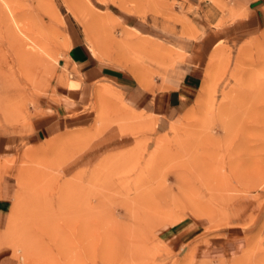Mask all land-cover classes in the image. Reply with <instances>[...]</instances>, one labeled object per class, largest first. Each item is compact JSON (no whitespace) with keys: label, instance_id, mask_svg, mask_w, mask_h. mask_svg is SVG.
Segmentation results:
<instances>
[{"label":"rangeland","instance_id":"1","mask_svg":"<svg viewBox=\"0 0 264 264\" xmlns=\"http://www.w3.org/2000/svg\"><path fill=\"white\" fill-rule=\"evenodd\" d=\"M250 1L0 0V264H264V30ZM80 45L150 91L196 65L204 92L163 117L101 82L60 99L57 84H80ZM177 226L187 238L170 242Z\"/></svg>","mask_w":264,"mask_h":264},{"label":"crops","instance_id":"2","mask_svg":"<svg viewBox=\"0 0 264 264\" xmlns=\"http://www.w3.org/2000/svg\"><path fill=\"white\" fill-rule=\"evenodd\" d=\"M250 3L255 7V27L264 30V0H251ZM90 50V46L88 45ZM68 56L77 69L75 78L80 80L79 88H68L64 84L55 86V94L60 99H67L78 102L82 99L85 90L94 82L112 84L119 88L124 95V100L134 104L137 108H143L147 112L156 116L179 115L186 112L195 103L202 85L203 72L196 65L187 67L181 74L178 81H173L170 88L152 89V91L143 88L150 87L151 80L143 76L141 79L133 71L126 70L117 65L110 64L106 60H100L83 46L73 47ZM74 81V80H73ZM77 82V81H76ZM150 84V85H149ZM201 94V93H200ZM123 100V98H122ZM198 100V99H197ZM62 103L53 108V112L60 116ZM177 122H173L175 124ZM49 127L42 126L37 130L36 135L43 136L48 132ZM8 199L0 195V210H3ZM190 226H177L169 229L173 230L167 235L170 242L180 243L188 235Z\"/></svg>","mask_w":264,"mask_h":264},{"label":"bare ground","instance_id":"3","mask_svg":"<svg viewBox=\"0 0 264 264\" xmlns=\"http://www.w3.org/2000/svg\"><path fill=\"white\" fill-rule=\"evenodd\" d=\"M0 4H2V3H0ZM0 12H1V11H0ZM2 12H3V11H2ZM2 12H1V13H2ZM3 13H4V12H3ZM90 41H91V40H90ZM91 42H92V41H91ZM92 47H94V45H93ZM93 49H94V48H93ZM149 85H150V84H149ZM105 86H106V85H105ZM69 87H70V88H78V87H79V83L76 82V81L71 80L70 83H69ZM201 92H202V91H201ZM203 92H204V90H203ZM203 92H202V93H203ZM206 92H207V91H206ZM98 94H99V93H98ZM207 95H208V94H207ZM199 99H200V98H198V101H199ZM200 105H201V104H200ZM178 124H179V123L177 122V125H178ZM175 125H176V123H175Z\"/></svg>","mask_w":264,"mask_h":264}]
</instances>
